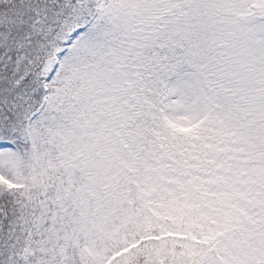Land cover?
Instances as JSON below:
<instances>
[{
	"label": "snow or ice",
	"instance_id": "6c2138e0",
	"mask_svg": "<svg viewBox=\"0 0 264 264\" xmlns=\"http://www.w3.org/2000/svg\"><path fill=\"white\" fill-rule=\"evenodd\" d=\"M0 264H264V0H0Z\"/></svg>",
	"mask_w": 264,
	"mask_h": 264
}]
</instances>
